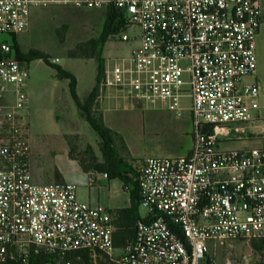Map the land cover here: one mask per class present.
Instances as JSON below:
<instances>
[{
	"label": "built area",
	"instance_id": "1",
	"mask_svg": "<svg viewBox=\"0 0 264 264\" xmlns=\"http://www.w3.org/2000/svg\"><path fill=\"white\" fill-rule=\"evenodd\" d=\"M50 6L113 9L137 27L139 45L106 63L96 103L190 111L193 148L140 161L146 214L116 246L113 210L81 201L74 183L33 181L30 72L0 43V264H209L212 242L263 240L264 144L221 147L263 141L262 85L245 81L258 68L261 0H0V36Z\"/></svg>",
	"mask_w": 264,
	"mask_h": 264
},
{
	"label": "rangeland",
	"instance_id": "2",
	"mask_svg": "<svg viewBox=\"0 0 264 264\" xmlns=\"http://www.w3.org/2000/svg\"><path fill=\"white\" fill-rule=\"evenodd\" d=\"M109 9L75 8L50 6L32 10L29 28L17 35L3 34L0 43L14 44L17 54L28 55L38 52L47 56L43 59L21 63L29 68L28 81L30 118L31 173L37 184L67 181L77 186L78 198L93 205L108 209L123 208L130 204L131 181L136 176L140 161L148 156H183L193 148V123L190 111L181 117L164 106L131 110L124 103L107 109L101 103L90 101L89 91L96 85L99 62L96 58L84 57L83 49L91 41H97L104 33ZM125 31V32H124ZM126 33L129 41L122 40ZM140 30L119 28L110 35L103 47L102 58L110 65L116 59L128 57L139 45ZM137 38V39H133ZM14 50V54H15ZM74 52V57L70 55ZM258 81L262 85L264 105V25L261 27L258 45ZM59 59L56 63L55 59ZM56 68L73 73L77 79V103L70 91L67 79H58ZM256 81L253 76L245 80ZM188 106V102H183ZM91 112L111 130L110 150L124 175L130 182V190L120 179H104L101 185L92 182L78 162L91 165L95 156L103 161L104 153L110 152L101 137L91 127L87 113ZM257 132L262 127L255 129ZM262 137V136H261ZM256 137L245 142L222 144V149L257 147L264 144ZM61 173L64 175L63 179ZM140 214L146 210L140 206ZM260 241L212 242L208 254L209 264H264V251L258 247ZM86 264H92L87 261Z\"/></svg>",
	"mask_w": 264,
	"mask_h": 264
},
{
	"label": "trees",
	"instance_id": "3",
	"mask_svg": "<svg viewBox=\"0 0 264 264\" xmlns=\"http://www.w3.org/2000/svg\"><path fill=\"white\" fill-rule=\"evenodd\" d=\"M109 18L107 20V24L105 26V30L103 35L97 41L89 42L85 48L86 51L84 57L87 58H96L99 62L98 74L96 77V86L89 95V100L92 102L96 101L97 97V88L103 77L105 62L102 58L103 47L107 43V39L110 35L117 32L119 28L126 29L123 18L113 9L108 10ZM13 51L15 50L14 44H12ZM70 55L74 57V52H71ZM14 56L21 61L20 59L26 60V62H32L37 59H43L46 63L49 64L48 58L46 55L34 52L28 55L17 54L15 50ZM57 70V78L58 79H67L70 82V91L73 99L78 103L79 95L77 93V79L73 73L67 72L62 68H56ZM87 120L91 127L98 133L101 137L103 144L106 146V149H109L110 152H105L103 161H99L98 158L93 156L91 158V165H87L84 161H80L79 164L84 172H99L107 174L109 179H120L124 184H129L130 180L125 177L124 173L127 170L125 168H120V166L116 163L114 156L111 152L110 142H111V130L107 128L101 121L95 117L91 112L87 113ZM130 185L134 188L131 191V206L125 209H117L114 212L117 215V231L115 232V242L116 246L125 245L128 241L134 239L135 235V224L137 220L141 217L139 213L140 207V199L138 195V191L135 187L133 181H131ZM260 251H264V239L260 240V246L258 247Z\"/></svg>",
	"mask_w": 264,
	"mask_h": 264
},
{
	"label": "crops",
	"instance_id": "4",
	"mask_svg": "<svg viewBox=\"0 0 264 264\" xmlns=\"http://www.w3.org/2000/svg\"><path fill=\"white\" fill-rule=\"evenodd\" d=\"M261 5H262V25H261V27L264 25V0H261ZM260 33H261V28H260V31H259V34H258V37H257V58H258V68H257V72H256V74L253 76V78L257 81H260V79H259V76H260V71H259V56H258V45H260ZM96 86V85H95ZM95 86L89 91V93L91 94V92L93 91V89L95 88ZM263 90V89H262ZM79 95V94H78ZM262 97H263V94H262ZM30 129H31V127H30ZM79 163V162H78ZM80 165V164H79ZM88 175H89V177L92 179V182L93 183H95V184H97V185H101L102 183H103V180L104 179H107V180H109V178L108 177H105L104 176V173H99V172H90V173H87ZM61 175H62V177H63V179L65 180V177H64V175L61 173ZM91 199H89V201H85V202H88V203H90V204H92L91 203V201H90ZM131 206V201H130V204L128 205V206H126V207H123V208H114V209H112L113 211H115V210H117V209H125V208H129ZM139 213H140V211H139ZM140 216H142L141 214H140ZM115 228H116V231H117V223H116V221H115Z\"/></svg>",
	"mask_w": 264,
	"mask_h": 264
}]
</instances>
